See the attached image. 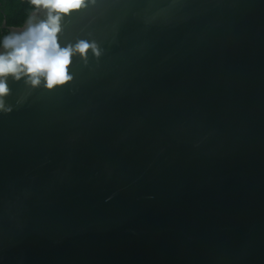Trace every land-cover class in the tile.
<instances>
[{"label": "water", "instance_id": "obj_1", "mask_svg": "<svg viewBox=\"0 0 264 264\" xmlns=\"http://www.w3.org/2000/svg\"><path fill=\"white\" fill-rule=\"evenodd\" d=\"M59 39L103 54L8 78L0 264H264V0H97Z\"/></svg>", "mask_w": 264, "mask_h": 264}, {"label": "clouds", "instance_id": "obj_2", "mask_svg": "<svg viewBox=\"0 0 264 264\" xmlns=\"http://www.w3.org/2000/svg\"><path fill=\"white\" fill-rule=\"evenodd\" d=\"M96 3L97 0H30L34 11L22 30L0 40V112L13 110L5 100L11 92L9 77L23 79L31 88L54 90L74 79L69 68L74 56L87 63L89 50L97 59L103 54L95 40L78 39L62 45L59 39L66 17Z\"/></svg>", "mask_w": 264, "mask_h": 264}, {"label": "trees", "instance_id": "obj_3", "mask_svg": "<svg viewBox=\"0 0 264 264\" xmlns=\"http://www.w3.org/2000/svg\"><path fill=\"white\" fill-rule=\"evenodd\" d=\"M32 9L30 0H0V40L8 34L7 28L1 25L4 17L7 25H21Z\"/></svg>", "mask_w": 264, "mask_h": 264}]
</instances>
